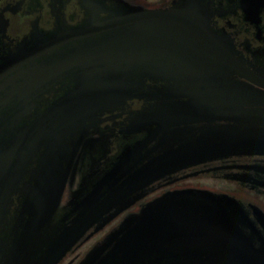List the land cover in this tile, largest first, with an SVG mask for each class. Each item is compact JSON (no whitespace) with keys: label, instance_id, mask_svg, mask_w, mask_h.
<instances>
[{"label":"flooded vegetation","instance_id":"obj_1","mask_svg":"<svg viewBox=\"0 0 264 264\" xmlns=\"http://www.w3.org/2000/svg\"><path fill=\"white\" fill-rule=\"evenodd\" d=\"M140 228L94 264H264V0H0V264Z\"/></svg>","mask_w":264,"mask_h":264},{"label":"water","instance_id":"obj_2","mask_svg":"<svg viewBox=\"0 0 264 264\" xmlns=\"http://www.w3.org/2000/svg\"><path fill=\"white\" fill-rule=\"evenodd\" d=\"M141 17L135 15H127L121 18H117L113 21H110L106 24L99 25L92 28H86L83 32V35H91L96 32L105 31L112 29L119 25L128 24L134 20H139ZM96 29H99L96 31ZM155 230L151 228H140L136 229L131 234H126L123 239H109L104 241L101 245H99L98 252L95 250L94 255L91 258L90 264H94V262L98 259H101L100 262H105L108 259L114 257L118 251L128 246H131L137 240L150 239V234H152ZM157 231V230H156ZM132 232V231H131ZM159 232V231H158ZM70 242L60 245H57L54 249H51L50 254L45 257V260L42 264H56L61 259V257L65 254L66 248L69 246ZM106 251L107 253L101 254ZM96 252V253H95Z\"/></svg>","mask_w":264,"mask_h":264}]
</instances>
